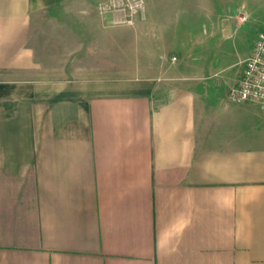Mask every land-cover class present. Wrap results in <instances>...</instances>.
<instances>
[{
  "label": "crops",
  "instance_id": "crops-1",
  "mask_svg": "<svg viewBox=\"0 0 264 264\" xmlns=\"http://www.w3.org/2000/svg\"><path fill=\"white\" fill-rule=\"evenodd\" d=\"M98 2L0 0V264H264V112L229 99L243 72L228 86L171 56L117 78L95 49L158 48ZM184 3L170 39L219 21L200 7L223 0Z\"/></svg>",
  "mask_w": 264,
  "mask_h": 264
},
{
  "label": "rangeland",
  "instance_id": "rangeland-1",
  "mask_svg": "<svg viewBox=\"0 0 264 264\" xmlns=\"http://www.w3.org/2000/svg\"><path fill=\"white\" fill-rule=\"evenodd\" d=\"M184 2L185 0H99L93 11L109 16L111 27L123 26L133 31V39L137 44L144 40L140 36L146 35L150 39L148 46L158 49H95L96 66L97 61L103 58L101 66L105 72L116 73L117 78H130L149 71L155 72L158 68L165 70L173 56L172 61H176L177 57L180 62L199 64L194 69L183 71L186 75L191 74H188L190 77H212L213 82L225 83L228 86L232 81L237 83L264 19L259 20L258 17L250 20L245 5L240 2L235 4V0H223L221 5L200 7L201 12L205 11L207 18L215 13L216 20L219 19L218 22L207 23L204 36L191 31L187 32L186 37L175 33L170 39V19L192 13V9H199L198 6H186ZM197 16L196 20L205 18L203 14ZM224 19L230 23L226 29L222 28V24L227 23ZM194 23L195 27L199 28V22ZM181 25L182 23L177 24L179 28L176 27V30L195 29L194 25L188 24V28L183 27L185 24ZM222 29L226 30L223 34L218 32ZM170 45L173 49H169ZM80 57L88 60L85 50L80 53Z\"/></svg>",
  "mask_w": 264,
  "mask_h": 264
},
{
  "label": "built area",
  "instance_id": "built-area-1",
  "mask_svg": "<svg viewBox=\"0 0 264 264\" xmlns=\"http://www.w3.org/2000/svg\"><path fill=\"white\" fill-rule=\"evenodd\" d=\"M229 99L238 104L256 103L264 112V30L258 34L251 55L244 62L242 79Z\"/></svg>",
  "mask_w": 264,
  "mask_h": 264
}]
</instances>
